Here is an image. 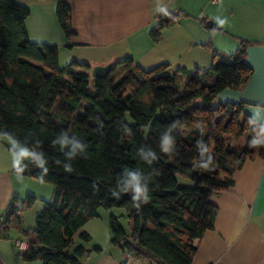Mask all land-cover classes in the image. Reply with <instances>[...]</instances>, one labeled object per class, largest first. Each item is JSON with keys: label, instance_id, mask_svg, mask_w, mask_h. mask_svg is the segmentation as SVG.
<instances>
[{"label": "trees", "instance_id": "trees-1", "mask_svg": "<svg viewBox=\"0 0 264 264\" xmlns=\"http://www.w3.org/2000/svg\"><path fill=\"white\" fill-rule=\"evenodd\" d=\"M29 14L16 0H0V135L32 150L28 175L54 188L35 218L38 245L24 250L22 260L81 264L90 252L100 254V247L88 250L75 238L90 243L81 228L99 208L118 207L127 210L130 233L110 216L111 245L128 259L192 264L194 241L214 228L212 197L230 190L247 160L264 157V131L246 115L247 104L215 105L222 91L246 86L253 74L246 52L257 43L240 39L233 54L212 51L201 70L167 63L142 70L126 57L107 77L93 79L89 64L60 66L58 46L29 40ZM56 17L70 47V0H56ZM182 17L188 15L159 12L152 41ZM65 138L71 143L62 147ZM72 143L83 152L73 156ZM178 175L191 185L180 184ZM132 176L147 189V203L133 201ZM35 201L13 198L0 233L20 223L18 214Z\"/></svg>", "mask_w": 264, "mask_h": 264}, {"label": "crops", "instance_id": "crops-1", "mask_svg": "<svg viewBox=\"0 0 264 264\" xmlns=\"http://www.w3.org/2000/svg\"><path fill=\"white\" fill-rule=\"evenodd\" d=\"M16 1L30 11L25 21L29 40L58 46L60 66L76 61L94 67L131 57L142 70L161 63L172 70H201L209 67L212 51L233 54L240 39L257 43L246 52V63L253 69L246 86L239 91L226 89L216 101L245 102L246 115L264 131V0H70L74 31L70 47L56 17V0ZM163 10L182 11L188 17L163 30L161 40L155 43L149 33ZM208 22L211 28L206 26ZM11 154L0 140V221L13 198L29 195L17 184L21 179L15 177L25 161ZM233 180L230 190L211 199L218 208L214 228L194 241L192 264H264V157L247 160ZM80 231L89 233L92 241L78 242L76 237V245L102 249L100 254L84 256L81 264L142 260L128 259L126 251L111 245L109 222L99 214ZM1 236L0 264H42L23 261L22 252L14 246V241L27 248L37 246L35 229L20 228L14 241Z\"/></svg>", "mask_w": 264, "mask_h": 264}, {"label": "rangeland", "instance_id": "rangeland-1", "mask_svg": "<svg viewBox=\"0 0 264 264\" xmlns=\"http://www.w3.org/2000/svg\"><path fill=\"white\" fill-rule=\"evenodd\" d=\"M217 104H219V102L215 101V105ZM129 121L132 122L131 119H129ZM0 140L6 146L9 147L12 153L11 154L12 157H17L20 160L29 162L31 158L34 156V152L32 150L26 149L8 139H5L1 135H0ZM15 177H17V179H21L22 182L17 183V184L23 188V190L26 192L25 194H29V196L35 197L36 201L32 207L26 206L24 207L23 211L18 214L20 223H12L9 225V229L7 231H3L1 239L9 237V240L11 241H14L15 235L16 233H19L20 228L27 230V231H31L35 229L36 215L44 206V202L49 201L52 198L53 190H54L52 185L37 181L28 174L24 176L16 175ZM177 178L180 184L191 185V182L187 178L180 176V175H178ZM26 196L27 195H25L22 198H25ZM98 214L105 221L108 220V222H109L110 216L118 217L119 223L122 226V228L128 234L130 233L129 218L127 216V210L125 208H118V207L103 208L102 207L98 209ZM78 242H81V241L78 240ZM134 264H151V263L147 260H140L139 262L135 261Z\"/></svg>", "mask_w": 264, "mask_h": 264}, {"label": "clouds", "instance_id": "clouds-1", "mask_svg": "<svg viewBox=\"0 0 264 264\" xmlns=\"http://www.w3.org/2000/svg\"><path fill=\"white\" fill-rule=\"evenodd\" d=\"M69 143H71L66 138L61 141V146H67ZM255 143V142H254ZM71 154L74 156L77 152H83L84 146L80 143H72L71 144ZM166 151V148L164 149ZM65 171H72V167L70 165L64 166ZM130 184L133 187V190L135 192V196L133 197V201L135 202L138 199H143L144 203L148 202V195H146L147 189L145 187H142L139 183V179L136 176H132L130 180ZM135 207L139 208V205L135 203Z\"/></svg>", "mask_w": 264, "mask_h": 264}, {"label": "water", "instance_id": "water-1", "mask_svg": "<svg viewBox=\"0 0 264 264\" xmlns=\"http://www.w3.org/2000/svg\"><path fill=\"white\" fill-rule=\"evenodd\" d=\"M206 26L208 28H211V23L208 22ZM113 68H114V64L113 63H109L107 65H97V66L92 67L90 74H91V77L93 79L105 78L113 71ZM16 173L19 174V175H27L28 174V170L24 166V167L16 170Z\"/></svg>", "mask_w": 264, "mask_h": 264}, {"label": "built area", "instance_id": "built-area-1", "mask_svg": "<svg viewBox=\"0 0 264 264\" xmlns=\"http://www.w3.org/2000/svg\"><path fill=\"white\" fill-rule=\"evenodd\" d=\"M213 1H219V0H213ZM14 246L20 251L23 252L24 250L27 249V245L23 242L20 241H15Z\"/></svg>", "mask_w": 264, "mask_h": 264}]
</instances>
